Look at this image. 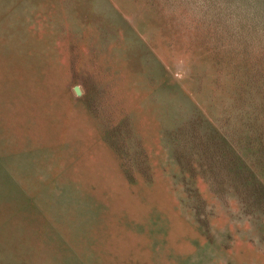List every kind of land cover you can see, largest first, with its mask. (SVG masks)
<instances>
[{"label":"rangeland","instance_id":"obj_1","mask_svg":"<svg viewBox=\"0 0 264 264\" xmlns=\"http://www.w3.org/2000/svg\"><path fill=\"white\" fill-rule=\"evenodd\" d=\"M0 264H264V0H0Z\"/></svg>","mask_w":264,"mask_h":264}]
</instances>
